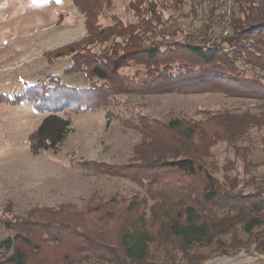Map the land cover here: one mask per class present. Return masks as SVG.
<instances>
[{
	"label": "rangeland",
	"instance_id": "374dc122",
	"mask_svg": "<svg viewBox=\"0 0 264 264\" xmlns=\"http://www.w3.org/2000/svg\"><path fill=\"white\" fill-rule=\"evenodd\" d=\"M131 1L111 0L110 7L99 15L98 24L112 26L118 19L135 22ZM177 1L181 10L170 8L165 13L168 18L169 13L173 14L170 17L181 21V27L185 26L183 21H192L196 27L208 25L209 34L214 37L229 34L236 0L228 17L223 12L226 0H210L205 7L203 0ZM255 2L259 7L264 5V0ZM259 7H256L258 11ZM185 31L187 28L180 29L176 37ZM86 36L87 15L72 0H0V93L12 97L39 81L51 84V76L71 86H88L91 79L85 71H67L72 55L56 57ZM45 110L39 112L27 100L0 103V231L4 229V219L46 220L52 215L79 232L78 238L71 237L72 246H58L57 242L43 246L41 259L49 256L65 260L64 264H110L98 254L82 251L86 247L81 248V243L117 244L121 230L137 224L142 217L159 234V225L153 228L151 225L161 210L151 209L153 200L148 206L137 205L143 191L140 182L132 176L141 173L122 174V166L147 162L151 155L161 154L166 158L177 152L173 145L164 143L151 152L142 148L143 136L137 129L142 115L169 122L181 117L197 118L201 110L239 114L243 131L239 136L211 140L201 136L193 147L187 143L186 149L201 154L207 167L224 183L231 178L238 181L242 190L264 188L263 99L230 96L219 91L153 90L120 94L111 104L85 112L59 110L57 113L72 119L73 130L56 150L34 154L30 135L50 113ZM108 166L119 168L109 171ZM256 216L260 217V223L250 232L237 224L238 230L227 228V232L215 235L212 242L197 243L185 254L178 248L172 252L162 250L164 245L158 242V237L150 244L148 263L209 264L228 257L239 260L226 264H264V212Z\"/></svg>",
	"mask_w": 264,
	"mask_h": 264
},
{
	"label": "trees",
	"instance_id": "16d2710c",
	"mask_svg": "<svg viewBox=\"0 0 264 264\" xmlns=\"http://www.w3.org/2000/svg\"><path fill=\"white\" fill-rule=\"evenodd\" d=\"M72 1L87 15L88 36L73 44L78 47H67L56 57L72 55L67 71H85L90 84L71 86L51 76V84L42 80L12 97L0 93V103L27 100L41 113L50 111L30 135L34 154L56 150L73 130L72 119L57 113L59 110L85 112L111 104L120 94L219 91L264 100V5L259 7L256 0H236L230 32L220 37L210 35L205 23L196 27V22L183 21L185 26L181 27V21L170 17L173 14L169 13L168 18L167 9L181 10L177 0H132L129 6L136 21L124 23L118 19L112 26L98 24L99 15L110 7L111 0ZM203 1L204 7L210 3ZM183 28L187 31L176 37ZM240 118L231 111L208 110H201L197 118L181 117L169 122L142 115L137 127L143 136L142 148L151 152L164 143L173 145L177 152L166 158L151 155L147 162L122 166V174L141 173L132 176L143 191L137 205L148 206L153 200L151 209L161 210L151 225H159V234L142 217L137 224L121 230L117 244L81 243V248L86 247L82 251L98 254L110 264H154L148 263L149 250L158 237L164 245L162 250L172 252L178 248L185 254L197 243L212 242L227 228L238 230L237 224L250 232L260 223L256 215L264 212V188L242 190L231 178L224 183L207 167L201 154L186 149L187 143L193 147L201 136L208 140L239 136L243 132ZM3 226L0 264H64L65 260L54 257L41 259L42 247L55 242L72 246L70 240L79 236L73 225L52 215L46 220L4 219Z\"/></svg>",
	"mask_w": 264,
	"mask_h": 264
},
{
	"label": "bare ground",
	"instance_id": "6f19581e",
	"mask_svg": "<svg viewBox=\"0 0 264 264\" xmlns=\"http://www.w3.org/2000/svg\"><path fill=\"white\" fill-rule=\"evenodd\" d=\"M239 259H230L228 257L220 258L217 261H213L209 264H226V263H234L237 262Z\"/></svg>",
	"mask_w": 264,
	"mask_h": 264
},
{
	"label": "built area",
	"instance_id": "2783aa9c",
	"mask_svg": "<svg viewBox=\"0 0 264 264\" xmlns=\"http://www.w3.org/2000/svg\"><path fill=\"white\" fill-rule=\"evenodd\" d=\"M233 1H234V0H226V1H225L226 10L223 11V12H225L224 15H225L226 17H228L229 14L231 13V12H230V11H231V4L233 3ZM227 5H229L228 8H227ZM224 32H225L226 34L228 33V29L225 28V27H224Z\"/></svg>",
	"mask_w": 264,
	"mask_h": 264
}]
</instances>
